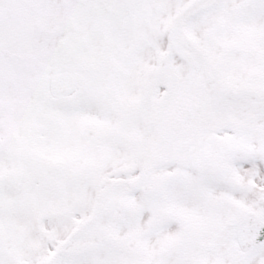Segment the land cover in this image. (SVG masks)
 Here are the masks:
<instances>
[{
  "label": "snow or ice",
  "instance_id": "6c2138e0",
  "mask_svg": "<svg viewBox=\"0 0 264 264\" xmlns=\"http://www.w3.org/2000/svg\"><path fill=\"white\" fill-rule=\"evenodd\" d=\"M0 264H264V0H0Z\"/></svg>",
  "mask_w": 264,
  "mask_h": 264
}]
</instances>
